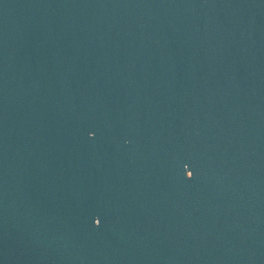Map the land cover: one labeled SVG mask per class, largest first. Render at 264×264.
I'll return each mask as SVG.
<instances>
[{
	"label": "water",
	"instance_id": "water-1",
	"mask_svg": "<svg viewBox=\"0 0 264 264\" xmlns=\"http://www.w3.org/2000/svg\"><path fill=\"white\" fill-rule=\"evenodd\" d=\"M0 264H264V0H0Z\"/></svg>",
	"mask_w": 264,
	"mask_h": 264
}]
</instances>
